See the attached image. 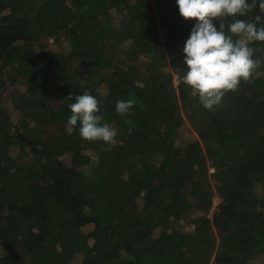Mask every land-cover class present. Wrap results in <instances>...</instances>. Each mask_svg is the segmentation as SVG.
I'll return each instance as SVG.
<instances>
[{
    "label": "trees",
    "instance_id": "1",
    "mask_svg": "<svg viewBox=\"0 0 264 264\" xmlns=\"http://www.w3.org/2000/svg\"><path fill=\"white\" fill-rule=\"evenodd\" d=\"M195 23L176 0H0V264L264 260V42L209 111L182 81ZM86 92L110 151L65 130Z\"/></svg>",
    "mask_w": 264,
    "mask_h": 264
},
{
    "label": "clouds",
    "instance_id": "2",
    "mask_svg": "<svg viewBox=\"0 0 264 264\" xmlns=\"http://www.w3.org/2000/svg\"><path fill=\"white\" fill-rule=\"evenodd\" d=\"M176 5L183 20L196 21L182 50V81L198 96L204 109L213 111L226 93L238 90L241 81H248L261 66L260 60L253 59L255 49L250 45L264 42V15L247 20L237 17L257 10L264 13V0H176ZM135 103L134 97L118 100L115 110L121 116L130 115ZM68 107L71 115L66 132H78L85 141H101L107 145L102 150L110 151L117 143V130L102 123L97 98L86 92L76 96Z\"/></svg>",
    "mask_w": 264,
    "mask_h": 264
},
{
    "label": "rangeland",
    "instance_id": "3",
    "mask_svg": "<svg viewBox=\"0 0 264 264\" xmlns=\"http://www.w3.org/2000/svg\"><path fill=\"white\" fill-rule=\"evenodd\" d=\"M112 16L115 19L119 18V16L117 14H114V13H112ZM217 27H218V24H217ZM160 36H162V40H163V32L162 31H160ZM48 43H51V40H49ZM173 83H174L175 86L178 83V79H177L176 76H174ZM5 98H6V96H4V98H3L4 106L11 113L13 110L11 108V105L7 102V100ZM182 124H184V125L181 126V128L179 130V134H178L179 142H182V145H186L187 143H189V142H191L193 140H197L196 134L189 128V125L186 122H183ZM218 203H219L218 197L214 196L213 197V203H212L213 208L216 207L218 205ZM209 218H210V216H209ZM186 228H188V227H186ZM181 230L184 231L185 228L184 229L181 228ZM188 231H190L189 228H188ZM156 232L159 233L158 231H156ZM154 234H156V233H154ZM156 235H158V234H156ZM253 264H264V260L261 259V258H258V259H256V261Z\"/></svg>",
    "mask_w": 264,
    "mask_h": 264
}]
</instances>
